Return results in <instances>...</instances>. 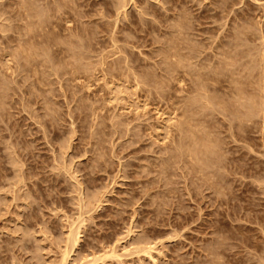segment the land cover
Returning a JSON list of instances; mask_svg holds the SVG:
<instances>
[{"label":"rangeland","instance_id":"rangeland-1","mask_svg":"<svg viewBox=\"0 0 264 264\" xmlns=\"http://www.w3.org/2000/svg\"><path fill=\"white\" fill-rule=\"evenodd\" d=\"M0 264H264V0H0Z\"/></svg>","mask_w":264,"mask_h":264},{"label":"bare ground","instance_id":"bare-ground-1","mask_svg":"<svg viewBox=\"0 0 264 264\" xmlns=\"http://www.w3.org/2000/svg\"><path fill=\"white\" fill-rule=\"evenodd\" d=\"M260 99H261V97H260ZM257 109V108H256Z\"/></svg>","mask_w":264,"mask_h":264}]
</instances>
